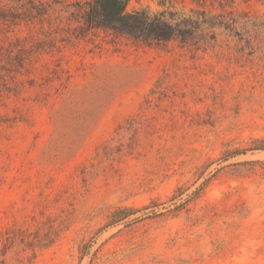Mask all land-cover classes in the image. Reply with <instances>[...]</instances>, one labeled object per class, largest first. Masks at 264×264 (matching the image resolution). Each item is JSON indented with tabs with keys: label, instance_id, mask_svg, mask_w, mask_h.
<instances>
[{
	"label": "rangeland",
	"instance_id": "1",
	"mask_svg": "<svg viewBox=\"0 0 264 264\" xmlns=\"http://www.w3.org/2000/svg\"><path fill=\"white\" fill-rule=\"evenodd\" d=\"M43 1L41 21L2 5L0 264H264V56L221 30L145 43ZM222 3L264 21V0Z\"/></svg>",
	"mask_w": 264,
	"mask_h": 264
},
{
	"label": "trees",
	"instance_id": "2",
	"mask_svg": "<svg viewBox=\"0 0 264 264\" xmlns=\"http://www.w3.org/2000/svg\"><path fill=\"white\" fill-rule=\"evenodd\" d=\"M199 6L208 5V1H218L222 11L213 9L190 8L164 9L158 12H149L141 8H129V0H75L65 2L64 6H71L74 11L73 20L84 25L101 27L114 33L124 34L145 43H160L174 39L182 42L200 44L217 41L218 30L230 32V36L238 38L241 47L248 53L264 56V21L248 12H227L222 0H192ZM234 3V0H230ZM58 1H55V3ZM2 5H8L13 11L23 14L22 18L44 20L49 13L51 4L43 0H0V19L7 15ZM17 8V9H16ZM74 14H76L74 16ZM26 20V19H25ZM30 20V19H28ZM244 52V51H243ZM131 209H117L114 220L129 214ZM120 213H122L121 216Z\"/></svg>",
	"mask_w": 264,
	"mask_h": 264
}]
</instances>
